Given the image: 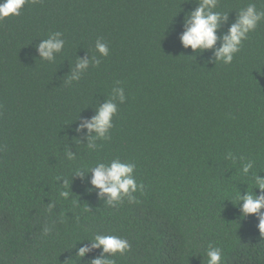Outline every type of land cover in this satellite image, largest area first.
I'll use <instances>...</instances> for the list:
<instances>
[{
	"label": "trees",
	"instance_id": "obj_1",
	"mask_svg": "<svg viewBox=\"0 0 264 264\" xmlns=\"http://www.w3.org/2000/svg\"><path fill=\"white\" fill-rule=\"evenodd\" d=\"M249 3L264 10V0H219L215 10L229 12L221 31ZM195 7L196 0H28L19 16L0 19V264H91L100 250L84 259L75 253L96 232L130 242L115 264H207L209 245L222 249L223 264H264L258 219L241 218L233 203L255 186L241 157L264 176V21L231 64H214L210 51L193 54L180 43L184 15ZM57 31L64 50L41 60L36 45ZM97 39L108 44L107 57L96 52ZM87 52L100 64L67 83ZM116 86L126 100L110 138L89 150L73 131L76 119L94 115ZM229 152L235 161L225 159ZM117 157L136 165L145 189L134 193L137 202L109 207L71 176Z\"/></svg>",
	"mask_w": 264,
	"mask_h": 264
},
{
	"label": "clouds",
	"instance_id": "obj_2",
	"mask_svg": "<svg viewBox=\"0 0 264 264\" xmlns=\"http://www.w3.org/2000/svg\"><path fill=\"white\" fill-rule=\"evenodd\" d=\"M36 2V0H32ZM28 0H0V19L10 15L19 16L24 5ZM219 0H196V7L185 13L182 28L179 34V40L184 49L190 48L193 54H202L210 51L211 56L207 62L216 64L217 62L225 65L231 64L234 55L239 52L242 42L248 38V34L256 30L261 21H264V10H258L255 3H249L245 8L237 12L234 22H232L227 31H221L223 26L229 21V12L216 11ZM65 47V40L62 32L51 33L48 38L41 39L36 45L38 58L49 62H54L57 54L61 53ZM95 50L100 57H107L110 54V48L102 39L95 42ZM88 53V52H87ZM100 59L95 55L86 54L84 57H78L74 65L70 66V75L67 83L78 81L88 70L89 66H98ZM119 84V82H117ZM126 100L123 87H113L111 98L104 99L101 103L97 100L94 107V115L90 117L78 116L74 132L83 133L84 143L80 135L73 136L80 143L87 145L89 150H96L97 141H103L110 138V129L113 128V117L118 112V104ZM66 156L69 160L76 157V152L68 149ZM226 160L235 161L237 158L229 152ZM241 171L245 176H252L254 187L259 188L260 193L256 194L248 190L241 194L240 190L236 194L239 212L241 218H247L249 215H255L258 219L257 228L261 239H264V176L258 172H253V161L245 162L241 157ZM136 165L131 162H124L121 159L114 158L110 162H100L94 167H81L74 171L73 176L78 177L82 183H86V191L96 192L98 199L102 200L109 207H115L125 199L129 203L137 202L134 195L137 191L143 193L145 185L138 183L134 175ZM91 173L89 176L88 174ZM251 173V174H250ZM72 181V180H71ZM65 186L68 182L63 180ZM249 187V186H248ZM69 191L61 192V196L68 198ZM242 201V203H239ZM53 205H49V210ZM51 232V228L45 227L44 233ZM78 242V241H77ZM76 244L71 248H77ZM89 243L78 247L75 257L83 258L94 250H100L99 255L90 259L91 264H115L112 257L117 254L124 255L131 249V244L126 238L117 235L103 234L96 232ZM206 255L207 264H223V251L219 247L209 245Z\"/></svg>",
	"mask_w": 264,
	"mask_h": 264
}]
</instances>
